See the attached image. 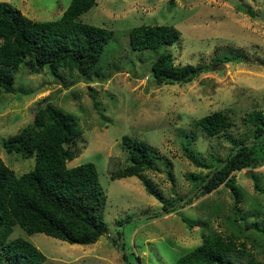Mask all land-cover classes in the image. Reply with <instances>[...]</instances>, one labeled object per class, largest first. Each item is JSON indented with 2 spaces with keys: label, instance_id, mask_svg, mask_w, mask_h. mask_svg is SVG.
<instances>
[{
  "label": "rangeland",
  "instance_id": "obj_1",
  "mask_svg": "<svg viewBox=\"0 0 264 264\" xmlns=\"http://www.w3.org/2000/svg\"><path fill=\"white\" fill-rule=\"evenodd\" d=\"M6 1L35 20L58 18L70 2ZM79 17L112 30L100 68L90 76L75 72L60 82L46 67L30 72L20 65L13 91L0 97V157L17 174L34 166L33 157L7 152L2 140L31 121L44 97L74 113L82 128L80 152L67 164L95 163L106 192V232L93 243L80 244L44 232L29 234L15 224L9 238L30 240L45 255L41 264H175L201 242L202 230L211 228L222 236L234 234L264 264V233L256 227L264 225V132L256 136L255 125L246 120L251 111L264 114V0H96ZM155 23L175 27L179 38L157 49H132L129 30ZM163 49L176 64L200 63L209 69L188 82L158 85L150 66ZM225 55L236 59L222 61ZM219 109L232 125L208 136L196 119ZM125 134L157 148L155 166L143 170L142 179L110 175V156L122 166L129 163ZM238 139L259 143L252 152L256 161L232 172L240 193L235 208L227 184L198 192L188 175L214 168ZM185 145L197 163L186 156ZM146 184L173 204L165 208ZM235 215L243 223L233 222Z\"/></svg>",
  "mask_w": 264,
  "mask_h": 264
},
{
  "label": "trees",
  "instance_id": "obj_2",
  "mask_svg": "<svg viewBox=\"0 0 264 264\" xmlns=\"http://www.w3.org/2000/svg\"><path fill=\"white\" fill-rule=\"evenodd\" d=\"M95 3L96 0H70L58 18L35 20L11 2L0 0V97L5 91H13L15 72L22 64L30 72H39L46 67L60 82L68 81L75 72L81 76L96 73L112 30L80 19V14ZM246 11L257 15L251 7ZM128 34L130 47L138 50L171 45L180 35L178 29L164 23L134 25ZM221 59L236 57L225 55ZM208 69L200 63L176 64L167 49L161 50L150 66L153 82L158 85L188 82ZM246 120L255 125L256 136L264 132L261 111L249 112ZM196 123L203 133L212 136L224 132L232 125V120L219 109L202 115ZM81 134L77 116L44 97L36 103L31 121L2 140L7 152L33 157L34 166L17 174L0 157V264H41L45 259L44 253L25 237L9 238L15 224L29 234L44 232L80 244L93 243L106 232V192L95 163L67 164L80 152L77 143ZM122 142L128 150L129 163L122 166L116 156H110L111 177L135 174L142 179V171L155 166L157 148L144 139L127 134L122 136ZM246 143L247 140L238 139L234 143L237 147L231 148L226 156L218 157L214 168L204 175L194 172L188 175L196 187L214 170L198 192H209L224 182L230 187L237 208L240 193L232 172L256 161L252 152L259 142ZM185 153L197 163L186 145ZM224 160L225 163L217 168ZM251 175L256 181L258 175L252 171ZM146 186L165 208L173 204ZM190 200L188 198L187 202ZM239 219L235 215L232 221L243 223ZM245 224L248 226L247 222ZM256 227L264 233V225ZM239 229L243 231L242 227ZM235 238L234 234L222 236L211 228L202 230L201 242L180 255L175 264H261L245 243L237 242Z\"/></svg>",
  "mask_w": 264,
  "mask_h": 264
},
{
  "label": "water",
  "instance_id": "obj_3",
  "mask_svg": "<svg viewBox=\"0 0 264 264\" xmlns=\"http://www.w3.org/2000/svg\"><path fill=\"white\" fill-rule=\"evenodd\" d=\"M246 144H249V143H246ZM237 146H235V148H236ZM225 161L226 160H224V161H222L218 166H217V168H220L224 163H225ZM213 172H214V170H211L210 172H209V174L205 177V179L202 181V183H200L199 185H197V187L194 189V191H196L199 187H201V185L203 184V183H205V181L213 174ZM192 193V192H191Z\"/></svg>",
  "mask_w": 264,
  "mask_h": 264
}]
</instances>
